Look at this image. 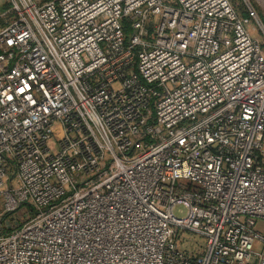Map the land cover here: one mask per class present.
<instances>
[{"label": "built area", "instance_id": "built-area-1", "mask_svg": "<svg viewBox=\"0 0 264 264\" xmlns=\"http://www.w3.org/2000/svg\"><path fill=\"white\" fill-rule=\"evenodd\" d=\"M240 3L1 0L0 264H264V0Z\"/></svg>", "mask_w": 264, "mask_h": 264}, {"label": "rangeland", "instance_id": "rangeland-1", "mask_svg": "<svg viewBox=\"0 0 264 264\" xmlns=\"http://www.w3.org/2000/svg\"><path fill=\"white\" fill-rule=\"evenodd\" d=\"M231 1L239 2L238 9L242 10V5L240 3V0H231ZM257 10L259 14L262 16V20L264 21V7L257 4ZM257 35L261 36L260 33H257ZM28 209L29 207H27L26 204H21L20 207L13 210L11 213H7L3 218L8 219L9 217H11L10 215H12L15 221L17 222L19 221L18 223H20L22 220H26V218H28L29 216ZM186 211H187L186 206L183 204H176L172 209V212L177 217L185 216ZM5 219H2L3 222L5 221ZM255 228L258 229L259 231H264V219H256ZM203 243H204L203 237H200L191 232L184 231L182 247H184L185 249L192 251H199Z\"/></svg>", "mask_w": 264, "mask_h": 264}]
</instances>
